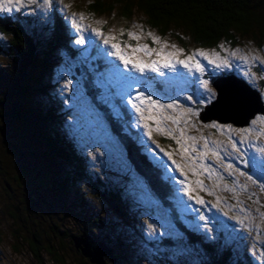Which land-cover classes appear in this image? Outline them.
<instances>
[{
    "label": "rangeland",
    "instance_id": "374dc122",
    "mask_svg": "<svg viewBox=\"0 0 264 264\" xmlns=\"http://www.w3.org/2000/svg\"><path fill=\"white\" fill-rule=\"evenodd\" d=\"M89 2L13 0L11 11L0 9L1 16L24 26L42 60L48 58L56 13L63 17L72 55L57 50L48 62L67 109L64 129L88 166L86 178H79L72 167L45 157L34 129L16 124L19 137L11 139L14 127L0 119V264H92L71 241L92 220L77 212L82 203L84 211L101 220L89 234L92 244L102 242L117 257L112 261L105 253L103 264H215L212 254L188 243L176 229L169 210L127 159L123 142L97 103L134 136L143 162L156 168L152 172L168 180V202L184 224L216 253L229 251L231 264H264V116L255 115L243 127L232 124V118L223 123L218 117L210 123L198 119L202 107L216 98L212 81L217 76L244 80L264 104V44L240 36L234 46L220 42L201 48L182 31L178 33L185 41L180 43L176 33L163 36L152 29L136 8L126 19L120 7L96 15L87 10ZM117 51L131 61L128 66ZM10 52L0 34V92L12 83ZM153 61L155 69L134 67ZM137 93L164 107L150 108L145 99L138 112L133 104L140 102L132 99ZM100 191L116 195L126 216L112 210ZM36 196L51 200L50 205H39ZM31 198L38 206H29ZM54 203L59 207H51ZM33 232L40 259L28 246Z\"/></svg>",
    "mask_w": 264,
    "mask_h": 264
},
{
    "label": "trees",
    "instance_id": "16d2710c",
    "mask_svg": "<svg viewBox=\"0 0 264 264\" xmlns=\"http://www.w3.org/2000/svg\"><path fill=\"white\" fill-rule=\"evenodd\" d=\"M116 7H120L122 17L126 19L131 18L134 8L138 9L145 15L146 22L152 29L163 36L176 33L174 37L180 43L185 41L183 35L178 33L182 31L192 43L201 48H214L220 42L234 46L240 36H248L257 44H264V0H91L87 10L96 15H103L112 12ZM62 19L63 17L56 13L54 32L47 50L48 58L51 59L54 58L51 52L57 50L68 51L72 55L69 45L71 37L68 36ZM0 34L6 38L14 67L10 87L6 92H0V119L10 121V127H14L11 128L9 136L11 139L19 137L16 124L28 131L34 129L42 143L46 158H51L60 167H72L79 178H86V170H88L86 158L76 149L64 129L67 109L64 106V98L58 90L57 77L56 79L53 77L51 63L48 62V58L46 60L39 58L40 52L36 49L33 37L13 17L0 15ZM85 86L93 96L96 95L90 83L85 81ZM96 105L105 112L112 132L123 142L126 151L131 150L146 171L147 177L143 176L144 179L163 206L169 210L176 229L188 243L200 246L204 251L212 254L215 264H231L232 254L229 251L216 253V248L209 241L184 224L176 208L168 202L171 195L168 180L162 177L161 172H152L154 171L152 169L156 168L143 162L141 148L136 144L134 136L127 134L123 125H118L111 114L107 113L104 105L99 103ZM0 132H2L1 127ZM29 133L31 134L32 131ZM62 184L67 183L64 180ZM101 194L114 199L117 202V211L102 198L112 210L119 212L123 217L126 216L121 210L116 195L104 191L99 192L100 197ZM35 198L40 204L31 198L28 201L30 207L41 205L42 202L47 206L50 205L51 200L37 196ZM83 205L82 203L77 212L85 213L83 215L92 220L81 232L88 236L91 247H95L98 242L92 244L89 234L101 223V220L91 217L90 212L84 211ZM53 206L59 207L58 203H54L51 207ZM28 246L33 256L40 259L41 248L36 233L33 232L29 238ZM47 252L52 254L49 249ZM112 257L114 261L117 260L114 252Z\"/></svg>",
    "mask_w": 264,
    "mask_h": 264
},
{
    "label": "water",
    "instance_id": "95a60500",
    "mask_svg": "<svg viewBox=\"0 0 264 264\" xmlns=\"http://www.w3.org/2000/svg\"><path fill=\"white\" fill-rule=\"evenodd\" d=\"M212 86L216 89L217 95L212 102L206 104L199 112L198 118L201 122H210L218 117V122L220 121L223 123L222 121H225V118H232L230 120L232 124L243 127L247 126L249 120L255 115L264 116V104L261 101L259 92L251 88L244 80L234 75L218 76L212 81ZM224 103L226 104L225 109L223 108ZM237 107H239L241 109L240 111L244 114L243 118H239V113H236L238 111L232 109H236ZM207 111H211L210 114L206 115ZM126 156L134 170L138 174L146 177V171L134 156L133 152L127 150ZM101 197L112 209L118 210L117 202L114 199L105 194H101ZM71 240L74 248L92 264H103L101 258L105 253H108V255L112 257V249L107 248L102 242H99L95 247H91L88 242V236L85 233H81L78 236H71ZM112 261H114L113 257Z\"/></svg>",
    "mask_w": 264,
    "mask_h": 264
},
{
    "label": "snow or ice",
    "instance_id": "6c2138e0",
    "mask_svg": "<svg viewBox=\"0 0 264 264\" xmlns=\"http://www.w3.org/2000/svg\"><path fill=\"white\" fill-rule=\"evenodd\" d=\"M12 2H13V0H0V9L7 8V10L11 11V8H9L8 5L11 4ZM29 2H31V0H29ZM48 2H49V0H45V3H48ZM19 3H20V0H16V4H19ZM129 35H134V34L129 33ZM149 35H151V33H149ZM105 43H107V40L105 41ZM112 47L117 48L118 46L116 44H113ZM115 54L120 56V58L123 60L125 66H128L131 63V61L128 58H126L123 54H121L119 51H117ZM189 59H191V57H189ZM178 62L185 64L186 67L188 66L186 61H178ZM156 63H157L156 61H153L151 65H145L143 62H140V63L135 64L134 67H136L139 71L143 72L145 67H153L155 69ZM166 66H168V65H166ZM196 67L199 68L200 67L199 64H197ZM204 87L208 88V82L207 81L204 82ZM208 98L209 99L213 98V94L211 93V90H209V92H208ZM132 99L139 100V102H140L139 104H135V103L133 104V107H135L138 112L141 111L140 105L143 104L145 99L150 102V104H149L150 108L152 106H156V105H159L160 107H164V105L160 104L159 100L152 99L151 96H145L143 93H137V96L132 98ZM189 99H191V97H189ZM167 107L172 108V107H174V104H168ZM148 118L153 119V117H151V116H149ZM157 130L160 131L161 129H157ZM149 135H151L150 132H149ZM233 147H235V143L233 144ZM261 151L264 152V149H261ZM249 178L251 179V177H249Z\"/></svg>",
    "mask_w": 264,
    "mask_h": 264
},
{
    "label": "bare ground",
    "instance_id": "6f19581e",
    "mask_svg": "<svg viewBox=\"0 0 264 264\" xmlns=\"http://www.w3.org/2000/svg\"><path fill=\"white\" fill-rule=\"evenodd\" d=\"M224 109L226 108V104L224 103V107H223ZM238 108V109H237ZM236 109H234V108H232L233 110H235V111H238V112H236V113H239V118H243V116H244V114L242 113V111H240L241 109L239 108V107H237ZM141 175V174H140ZM143 176V175H142ZM145 177V176H144ZM146 177H147V175H146Z\"/></svg>",
    "mask_w": 264,
    "mask_h": 264
}]
</instances>
